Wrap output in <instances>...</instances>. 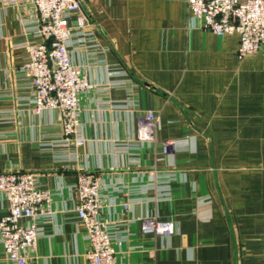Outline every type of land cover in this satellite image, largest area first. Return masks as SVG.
Returning <instances> with one entry per match:
<instances>
[{"label": "crops", "instance_id": "crops-1", "mask_svg": "<svg viewBox=\"0 0 264 264\" xmlns=\"http://www.w3.org/2000/svg\"><path fill=\"white\" fill-rule=\"evenodd\" d=\"M79 1L90 35L74 36L70 52L94 89L75 149L59 111L34 112L21 73L35 11L0 0V174L37 173L53 193L29 264H90L74 212L80 169L100 178L117 264H264V50L240 59L239 37L206 32L187 0ZM148 111L174 152L136 144ZM8 207L0 192V219ZM147 217L175 233L144 234ZM0 264H10L1 243Z\"/></svg>", "mask_w": 264, "mask_h": 264}, {"label": "built area", "instance_id": "built-area-1", "mask_svg": "<svg viewBox=\"0 0 264 264\" xmlns=\"http://www.w3.org/2000/svg\"><path fill=\"white\" fill-rule=\"evenodd\" d=\"M8 1L18 6L27 4L37 16L34 38L23 42L26 63L21 68L24 81L31 85L34 112L59 111L64 144L68 148L84 147L82 103L94 85L73 63L70 52L74 36L90 35V24L80 1ZM187 11L189 19L200 21L206 32L219 37L237 35L240 59L264 50V0H187ZM158 122L155 113H145L136 144H153L162 149L161 154L168 155L177 145L172 141L157 143ZM0 192L9 203L7 215L0 219V243L10 264H29V253L35 252L41 237V224L53 215V193L41 188L40 176L34 172L0 174ZM102 208L100 178L80 169L74 212L86 230V257L90 264H117V232L102 217ZM142 230L146 235L171 237L175 223L147 217Z\"/></svg>", "mask_w": 264, "mask_h": 264}]
</instances>
